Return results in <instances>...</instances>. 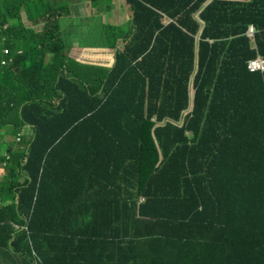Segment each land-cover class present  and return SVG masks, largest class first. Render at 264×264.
<instances>
[{"label": "trees", "instance_id": "trees-1", "mask_svg": "<svg viewBox=\"0 0 264 264\" xmlns=\"http://www.w3.org/2000/svg\"><path fill=\"white\" fill-rule=\"evenodd\" d=\"M206 1L126 0L103 67L69 56L59 0H0V131L32 129L0 154V264H264V0ZM101 156L129 160L128 234L78 180Z\"/></svg>", "mask_w": 264, "mask_h": 264}, {"label": "crops", "instance_id": "crops-1", "mask_svg": "<svg viewBox=\"0 0 264 264\" xmlns=\"http://www.w3.org/2000/svg\"><path fill=\"white\" fill-rule=\"evenodd\" d=\"M59 3L62 8V15L58 18L59 32L69 56L81 63L112 67L115 53L124 47L125 42L122 37L129 34V21L132 18V12L126 0H59ZM22 17L23 20H26L25 14ZM169 21L170 19L166 16L162 18L164 25ZM36 29L39 31V27ZM78 32L81 36L77 37ZM31 133L32 129L26 126L22 128L19 135L22 134L21 139L23 140ZM17 137L18 134L13 138L11 142L13 144L8 147L16 148ZM4 142V138L0 137V147ZM126 158L129 159V153H126ZM103 161L104 157L101 156L100 162L97 164L99 172L88 174L78 180L92 194L100 197L102 205L99 206L102 210L111 211L112 216L116 219H124L125 232L128 234L129 194L135 191V179L129 178V160H126L123 168H114L112 171L104 170ZM1 176H4V169L0 167ZM58 209L75 208L61 207ZM88 210H91V213H99L97 207H89ZM77 212L79 213V211ZM65 224L75 226L76 223L69 221ZM108 257L106 254L103 256L94 254L89 257V260L93 261L91 264H102L97 260L100 261L101 258ZM34 262L35 258L32 260L31 256L24 260H17L14 264H34Z\"/></svg>", "mask_w": 264, "mask_h": 264}, {"label": "rangeland", "instance_id": "rangeland-1", "mask_svg": "<svg viewBox=\"0 0 264 264\" xmlns=\"http://www.w3.org/2000/svg\"><path fill=\"white\" fill-rule=\"evenodd\" d=\"M208 1V0H207ZM207 1L202 5V8L204 7V6H206L208 3H207ZM197 15H198V12H196L193 16H196V17H194L195 19H197ZM78 36H81L80 35V32H78V34H77V37ZM3 40V39H2ZM7 59H9V61L10 62H12V56H8L7 55ZM103 67H106V66H103ZM189 93H190V97H192V85H191V81H190V83H189ZM190 106V105H189ZM189 108V107H188ZM184 113H185V111L183 112V115H184ZM16 134H18V137H17V141H16V147H23L24 146V144L26 143V141H27V139H28V137H26V138H23V140L21 139V136H22V134L21 135H19L20 133H16V130H15V127L13 126V125H6V126H4L3 127V129L0 131V137H3L4 138V140H5V142L3 143V145H1V147H0V153L1 154H3V155H5L6 157L8 156V154L9 153H6V148L11 144H13V143H11L12 141H13V138L14 137H16ZM5 164H6V161L5 160H3L1 163H0V167L2 168V169H4V167H5ZM9 187V183H7V182H4V180H3V176H1L0 177V189L1 188H3V189H6V188H8ZM1 202V201H0Z\"/></svg>", "mask_w": 264, "mask_h": 264}, {"label": "built area", "instance_id": "built-area-1", "mask_svg": "<svg viewBox=\"0 0 264 264\" xmlns=\"http://www.w3.org/2000/svg\"><path fill=\"white\" fill-rule=\"evenodd\" d=\"M6 28H7V26H1V24H0V33L3 30H5ZM254 33H255V30H254L253 26L250 25L247 28L246 37L251 42L254 41ZM5 54H9L8 49L5 50ZM246 69L248 70V72H251V73H253V72H264V56L257 54L254 58L248 60L246 63ZM7 158H8V156H7ZM34 257H35V263L34 264H41V263H39L38 259L36 258V253H34Z\"/></svg>", "mask_w": 264, "mask_h": 264}, {"label": "clouds", "instance_id": "clouds-1", "mask_svg": "<svg viewBox=\"0 0 264 264\" xmlns=\"http://www.w3.org/2000/svg\"><path fill=\"white\" fill-rule=\"evenodd\" d=\"M2 26V25H1ZM5 30H3L0 34H2L4 36ZM257 55V54H256ZM260 55V54H259ZM263 56V55H261ZM247 70V69H246ZM248 71V70H247ZM251 73V72H249ZM253 73H263V72H253ZM190 109H187L185 112L189 111ZM183 123V117H181V119L177 122V124H182ZM35 258V257H34ZM35 263V262H34Z\"/></svg>", "mask_w": 264, "mask_h": 264}]
</instances>
